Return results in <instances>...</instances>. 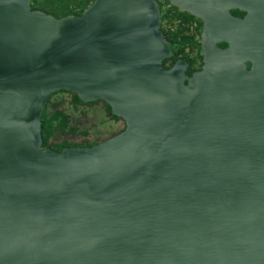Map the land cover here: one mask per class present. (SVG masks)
Masks as SVG:
<instances>
[{
    "label": "water",
    "instance_id": "water-1",
    "mask_svg": "<svg viewBox=\"0 0 264 264\" xmlns=\"http://www.w3.org/2000/svg\"><path fill=\"white\" fill-rule=\"evenodd\" d=\"M167 2L201 21L190 75L157 0H0V264H264V0ZM59 90L122 129L42 147Z\"/></svg>",
    "mask_w": 264,
    "mask_h": 264
},
{
    "label": "trees",
    "instance_id": "trees-1",
    "mask_svg": "<svg viewBox=\"0 0 264 264\" xmlns=\"http://www.w3.org/2000/svg\"><path fill=\"white\" fill-rule=\"evenodd\" d=\"M92 0H29V6L32 9H39L45 13H48L55 17L62 16H76L79 15L85 7ZM167 2V0H165ZM168 3V2H167ZM159 5V3H158ZM160 10V7H159ZM163 17H167L171 21H176L174 28H162L159 27L162 36L171 46V54L168 58L164 59L162 62L170 65L177 58H185L186 53L184 52V47L189 45L199 49V41L195 40L192 34L186 33L188 24L195 22V29L199 36L200 21L190 14L178 10L174 6H170L164 14H160L159 20ZM61 92H68L71 95V101L73 105L81 104H91L96 101L82 102L74 93L69 91L59 90ZM57 92V91H56ZM55 93V92H53ZM51 93V94H53ZM50 94V95H51ZM49 95V97H50ZM49 97L47 98L45 105L43 107L40 116V134H41V146L50 147L54 150L59 151L64 146H82L91 145L95 142H80V143H69L64 138H61L58 142L54 139L65 136L67 134H74L77 131L75 125L70 124V116L65 113L59 106V102H49ZM104 103V102H103ZM106 112L111 119H120L119 117L113 115L107 104ZM121 130V129H120ZM84 134V132H81Z\"/></svg>",
    "mask_w": 264,
    "mask_h": 264
},
{
    "label": "rangeland",
    "instance_id": "rangeland-1",
    "mask_svg": "<svg viewBox=\"0 0 264 264\" xmlns=\"http://www.w3.org/2000/svg\"><path fill=\"white\" fill-rule=\"evenodd\" d=\"M160 14H164L171 6L165 0H159ZM176 21H171L167 17L159 20V27L174 28ZM186 33L192 34L194 39L199 40L194 22L188 24ZM198 49L194 46H185L184 52L193 54ZM49 102H59L60 108L70 116V124L76 126L77 131L74 134H67L54 139L58 142L64 138L69 143L80 142H98L106 137L118 132L123 127L121 119H111L106 112V106L102 101H96L91 104L73 105L71 95L68 92L57 91L50 95ZM81 132H84L82 134Z\"/></svg>",
    "mask_w": 264,
    "mask_h": 264
},
{
    "label": "flooded vegetation",
    "instance_id": "flooded-vegetation-1",
    "mask_svg": "<svg viewBox=\"0 0 264 264\" xmlns=\"http://www.w3.org/2000/svg\"><path fill=\"white\" fill-rule=\"evenodd\" d=\"M157 2L159 3V7H160V2L159 0H157ZM231 15L233 16H242L243 12L238 11L237 9H231L230 10ZM197 19V18H196ZM199 20V19H198ZM200 21V20H199ZM201 23V21H200ZM194 24H196L194 22ZM200 28H201V24H200ZM200 30V29H199ZM200 32V31H199ZM199 41V40H198ZM216 45L218 47H224L226 46V44L224 42H217ZM181 58V57H180ZM183 61L186 63V67H185V74L190 75L193 71L197 70L200 68L201 66V55H200V49H198V51H195L193 54L187 53L185 55V58H182ZM167 64V63H166ZM168 66V65H167Z\"/></svg>",
    "mask_w": 264,
    "mask_h": 264
},
{
    "label": "built area",
    "instance_id": "built-area-1",
    "mask_svg": "<svg viewBox=\"0 0 264 264\" xmlns=\"http://www.w3.org/2000/svg\"><path fill=\"white\" fill-rule=\"evenodd\" d=\"M195 40H197L196 38H195ZM198 41V40H197Z\"/></svg>",
    "mask_w": 264,
    "mask_h": 264
}]
</instances>
